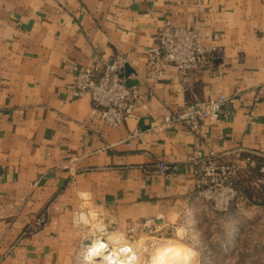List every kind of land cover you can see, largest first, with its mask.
Masks as SVG:
<instances>
[{
    "label": "crops",
    "instance_id": "crops-1",
    "mask_svg": "<svg viewBox=\"0 0 264 264\" xmlns=\"http://www.w3.org/2000/svg\"><path fill=\"white\" fill-rule=\"evenodd\" d=\"M164 19L221 55L185 82L172 67L155 76L146 55ZM115 52L140 102L111 127L68 87L74 67ZM218 92L230 102L196 131L153 129ZM238 149L258 153L263 171L264 0H0V264H70L92 214L98 230L156 220L171 234L196 195L188 159ZM158 160L175 174H158Z\"/></svg>",
    "mask_w": 264,
    "mask_h": 264
},
{
    "label": "built area",
    "instance_id": "built-area-1",
    "mask_svg": "<svg viewBox=\"0 0 264 264\" xmlns=\"http://www.w3.org/2000/svg\"><path fill=\"white\" fill-rule=\"evenodd\" d=\"M204 40L194 27L176 25L171 19H164L152 38L146 66L157 77H163L167 68L172 67L185 82L221 55L220 47L207 44ZM125 64L126 56L115 52L108 57L101 56L92 67H74L71 70L72 81L68 90L73 97L89 96L88 119H99L108 126L117 127L126 118L135 116L140 92L124 75ZM230 100V97L218 92L208 100L190 101L165 114L153 129L166 130L178 122L190 131H196L203 121L218 118ZM134 136L142 139L144 133L134 130L130 137ZM256 158L258 153L245 149L228 153L209 151L205 156H191L188 160L195 165L193 182L196 195L217 212H225L231 205L244 203L246 197L242 192L241 177H245L247 185L256 190L264 186V169L253 170ZM156 171L160 175L175 174V169L164 160L156 161ZM47 217V212L40 213L30 223L40 228ZM105 234L106 231L102 233ZM103 242L106 252L110 244L105 240Z\"/></svg>",
    "mask_w": 264,
    "mask_h": 264
},
{
    "label": "rangeland",
    "instance_id": "rangeland-1",
    "mask_svg": "<svg viewBox=\"0 0 264 264\" xmlns=\"http://www.w3.org/2000/svg\"><path fill=\"white\" fill-rule=\"evenodd\" d=\"M195 198L189 212L168 235L163 233V225L156 220L131 223L124 229L103 225L104 230H98L95 225L98 220L92 214L84 221L88 225L81 232L70 264H117V261L109 263L106 255L112 252L111 255L125 259L129 254L121 250L124 242L138 254L137 260L129 264H141L150 257V245L144 248L138 245L154 238H170L188 245L193 250V257L185 264H264V208L258 204L259 199L217 212L198 195ZM104 240L110 244L108 250L92 254L90 250L94 243L104 244Z\"/></svg>",
    "mask_w": 264,
    "mask_h": 264
},
{
    "label": "bare ground",
    "instance_id": "bare-ground-1",
    "mask_svg": "<svg viewBox=\"0 0 264 264\" xmlns=\"http://www.w3.org/2000/svg\"><path fill=\"white\" fill-rule=\"evenodd\" d=\"M154 239H149L147 243L143 242V245L142 243L138 245L143 246V248L145 245H150V257L146 261H143L141 264H185L191 257H193V250L185 243L170 238L159 240ZM104 246L105 245L102 243L95 242L94 245L91 247L90 252L92 254H98L104 249ZM121 250L129 254L128 256H125V259H121L119 256H117V254L113 256L111 255V252V254L108 253L106 255L107 261H109V263L117 261V264H129L132 262L134 263V261L137 260L138 254H136L137 252L134 251L135 249H131V246L129 244H126L124 242L121 245Z\"/></svg>",
    "mask_w": 264,
    "mask_h": 264
},
{
    "label": "trees",
    "instance_id": "trees-1",
    "mask_svg": "<svg viewBox=\"0 0 264 264\" xmlns=\"http://www.w3.org/2000/svg\"><path fill=\"white\" fill-rule=\"evenodd\" d=\"M256 161H257V164L253 168L254 171H258L259 170L258 165L260 163H262V161L259 158H256ZM245 180H246L245 177L240 178V184L242 185V192L244 193V195L246 197V201L244 203H246V202L254 203L255 199H259L258 204L263 205V203H264V186L262 187V189L256 190L252 187H249V185H247ZM232 206L233 205H231L230 207H232Z\"/></svg>",
    "mask_w": 264,
    "mask_h": 264
},
{
    "label": "water",
    "instance_id": "water-1",
    "mask_svg": "<svg viewBox=\"0 0 264 264\" xmlns=\"http://www.w3.org/2000/svg\"><path fill=\"white\" fill-rule=\"evenodd\" d=\"M264 169V168H263Z\"/></svg>",
    "mask_w": 264,
    "mask_h": 264
}]
</instances>
